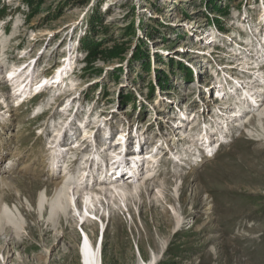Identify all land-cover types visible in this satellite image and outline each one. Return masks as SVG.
<instances>
[{
    "label": "rangeland",
    "instance_id": "rangeland-1",
    "mask_svg": "<svg viewBox=\"0 0 264 264\" xmlns=\"http://www.w3.org/2000/svg\"><path fill=\"white\" fill-rule=\"evenodd\" d=\"M31 1L33 5H28L27 0H0V101L12 104L17 97L8 88L4 70L18 64L32 65L34 60L31 58L35 56L42 65L38 72L52 74L42 84L46 81L48 84L56 76L54 83L61 77L59 84L67 81L69 86H64L59 99L57 94H53L56 100L50 103L46 102L45 94L33 105L24 103L11 110L0 105V145H4V150L1 149L4 156L0 155V164L4 165V169L0 166V202L4 200L0 209V246L8 241L12 244L8 261L4 250L0 251V264H81L80 227L85 228L86 225L76 218L73 223L64 219L61 225L57 221L56 210L52 214L49 204L48 214H43L41 208L48 201L57 206L58 199L52 200L51 197L56 192L54 181L60 179V175L73 178V173H68L67 168L52 174L55 180L48 178L52 158L49 141L57 132L54 130L57 129L56 124L75 114L79 102L75 116L77 120L89 119L90 130L98 126V133L104 116H110L118 131L121 130L118 127L129 125L131 129L145 134L146 140L151 136L149 139L153 143L161 132L159 127L170 126L173 130L172 122L164 121L162 117H165L160 115L163 112L162 104L158 103L160 100L166 102L165 109L169 103L179 105L191 116L195 113L206 116L212 110L214 97L209 96L215 86L214 81L208 80L217 69L213 68L212 57L208 64L211 70L207 66L206 61L210 59L208 50L215 48L216 55L209 54L218 61L223 60L219 66L227 65L229 71L239 73L235 66L245 64L239 61L241 58L236 53L249 49L236 47L229 40L222 42L226 39L224 36H220L222 41L218 39L219 43H214V39L209 47L204 43L203 35L208 34L209 28L223 27L225 35L232 36L234 43H238L236 33L241 30L242 18V14L238 15L239 10H248L249 14L259 19L260 8L257 0H214L222 11L214 8L211 0ZM229 4L226 14L225 7ZM97 8L107 27L100 25V32L92 33L89 18ZM244 18L247 24L250 23L248 16ZM133 26L135 34L128 33V28ZM87 34L94 36L96 43H102L101 49L116 43L124 44V58H98L94 68H88L84 59L86 50L81 48L80 40ZM75 45H79L78 52H72ZM138 48L144 53L141 59L134 57ZM23 53L25 55L22 56ZM64 55L67 60L62 62ZM201 56L207 57L204 62L199 58ZM186 59L190 66L192 64L194 77L200 74L205 80L194 85V92L190 83L194 77L187 73ZM146 61L150 62V72L145 70ZM74 66L75 70L70 74ZM56 67H62L59 75L55 74ZM157 69L160 75L163 70L170 75L161 82L164 78L158 76ZM34 70L31 68V71ZM54 83L51 85L54 86ZM160 83L162 86H159ZM71 86L77 88L67 90ZM74 95L78 99L75 98L70 105L69 97ZM247 98L252 100L253 96L248 95ZM39 105L45 108L43 113L35 115ZM262 105L257 103L254 109ZM95 114L97 121L93 118L92 122L91 117ZM260 129L264 130L262 122L254 118L245 129H235L232 137H228L231 141L226 142L213 157L203 156V161L195 157L180 170L170 161L161 163L160 170L164 173L148 181L141 196H134L132 200L128 198L133 214L135 212L133 227L129 213L124 214L122 210L123 207L127 209L126 201L120 200L116 206V211L120 212L110 222L107 220L108 212H105V226L109 225L105 232L102 263L140 264L142 258L150 260L155 252L160 254L157 264H264V143H261L264 142L261 137L264 133ZM42 130L49 135L41 134ZM182 130H185L184 127ZM172 132L170 138L174 139L176 133ZM187 133L193 134L191 130ZM83 135L84 132L79 138ZM162 141L165 142V139ZM83 143L86 141L83 140ZM182 148L184 150V145ZM60 149L65 153L66 161L78 153L72 149ZM181 155L178 157L181 158ZM65 160L63 166H66ZM171 169L173 171L170 172ZM143 173L147 175L146 170ZM162 182L165 185H161ZM9 183H13L14 188H7ZM160 186L163 190L166 188V198H155ZM161 200H164L163 203ZM172 207L184 217L180 228H175L176 213ZM51 215L56 216L55 222ZM93 222L95 227L89 228L93 229L97 239L102 228L99 221Z\"/></svg>",
    "mask_w": 264,
    "mask_h": 264
},
{
    "label": "bare ground",
    "instance_id": "bare-ground-1",
    "mask_svg": "<svg viewBox=\"0 0 264 264\" xmlns=\"http://www.w3.org/2000/svg\"><path fill=\"white\" fill-rule=\"evenodd\" d=\"M256 44H257V42H253L252 43L253 47ZM212 50L215 51V48L213 47ZM246 52L243 51V53H246ZM262 56L264 58V53H262ZM199 58H201L202 61H205L207 57L201 56ZM238 58H240V56ZM197 60H199V59H197ZM238 64H241V63H239V61H238ZM23 65H26V64H23ZM66 65H67V63H66ZM233 66H235V65H233ZM233 66H229V67L231 68ZM235 67L246 68L247 66L246 65H236ZM61 68L62 67H58L56 69L57 71L55 72V74L60 73ZM238 68L236 70L240 71ZM223 69H225V68H223ZM258 69L261 70V67H258ZM226 70L228 72H234L233 70L229 71L230 69H228V68H226ZM5 72H6L4 75L5 80H7L8 82L10 81V83L12 85V88L10 90L11 94L14 97L17 95L16 100H14L13 103L16 101L20 102V100H22L23 97L29 96V95L33 94V92H36L37 90H40V89H49V92H52V93L54 92L53 94L56 95L57 89H59V91H61V90H63L64 86H69L67 81H66L67 84H65V85H64V82L62 84H59L60 81L62 80L61 77H59V79H57V82L54 83V81L56 80V76L51 81H49L48 84H46V83L48 81L47 78H49V77H44L41 81L43 82L44 79H47V81L44 84H42V82L39 84V80H38L39 77L35 78V75L38 74V76H40V74H39L38 70L37 71L36 70L31 71V63L29 65H27L26 67H23L21 64L15 66V67H11L8 70H6ZM7 73H9L10 76H7ZM253 73H257V72L253 71ZM253 73H251V74H252V76H254V80L252 79L251 85H250L251 80H247L244 82H237L235 85V90L244 89V92H245V93L241 94L242 98L240 99V101L238 103L239 104L238 106L240 109L239 112H241L242 110L250 109L251 108L250 103H254V104L263 103V105L261 107H259V109H256V110L254 109L256 105L254 106L253 111H255L256 114L250 119V121L248 123L245 124V128L247 127V125H249V123H252V120L254 118L260 119V121L262 122V126L264 127V81H263L264 76H262V74L264 75V71H260L259 73H257V75L256 74L253 75ZM260 74H261V76H259ZM62 78H64V77H62ZM261 79H262L263 84H261ZM51 83H54L55 85L52 86ZM73 83L74 82L72 81L71 84H73ZM245 83H247V85L248 86L250 85L251 87L249 88V87L243 86V85H245ZM252 85H254V86H252ZM74 88H77V86H71L67 90H73ZM248 88H249V90L246 92V89H248ZM55 95H54V97H55ZM248 95L253 96L252 100L247 98ZM54 97H53V99H55ZM56 97H57V95H56ZM75 98H77L75 95L72 97H69V100H71V102L69 103L70 105H72V103L75 101ZM67 100H68V98H67ZM0 103L3 104V107L9 106V105H6L7 103L4 100L0 101ZM158 103H161L162 108L165 109V105H166L165 101L160 100V102H158ZM78 104L80 105L79 102H78ZM78 106L76 107V112H77ZM6 109H9V108H6ZM199 111H197V112H199ZM76 112H75V114L72 115V118H74L75 120H77V117L75 116ZM196 115L197 114L195 113L194 117H196ZM95 116H96V114L94 115L93 118H94V120L97 121V119H95L97 117H95ZM69 117H67V119L63 120V123H66L68 121ZM14 118L15 117H13V119ZM201 118H205V116L204 115L201 116V114L198 113L197 118H193L189 124H191V126H193L194 125L193 123H195L197 120H200ZM162 119H164V121H165L167 118L162 117ZM233 120L234 119H232V121ZM103 122H104V124L102 125ZM112 122H113L112 118L104 116V119L102 120V122L100 124L102 125L101 127L103 128L105 125L110 124ZM184 122L185 121L181 122V124L183 126H184ZM84 123L85 122L81 121V124H80L82 126L85 125L84 129L81 130L79 127H77V131L80 129V135L79 136H81L82 132H84L83 137L79 138V141L76 140L77 144H74L71 142L64 143V144L63 143H57L56 146L51 147L52 148L51 154L53 153V155H52L51 164H50V167L48 170V178L51 180H55V179H53L52 174L54 175L56 172H59V170L62 171L63 168H67L68 173L69 172L73 173V178L67 179L66 174H63V175H60V179H56L54 181V186H55L56 192H54L55 195L51 198H52V200L58 199L57 200L58 204L56 203L57 206H54L55 203L53 204V202L50 203L51 201L50 202L48 201L47 203H45V206L43 205L44 208L40 206V203H39V206L43 209V214H46L48 212L49 207L47 206V204H49L50 209H51L50 211L52 212V214L56 210V213L58 214L57 215V217H58L57 221L59 222V224L61 223V225H62V222L64 221V219L68 220L69 223H73V220L75 218L78 220V222H82V224H85L86 229L84 227H82V228H84L85 231L86 232L88 231V232L86 233L84 231L85 238L83 239V241L80 242V245H79L81 264H103L102 263L103 243H104V239H105V232H106L108 225H109V223H108V225L105 226V223H107V221H106V218H107L106 215L107 214L105 212L106 211L108 212L107 220H108V222H110V220L113 219L114 216L118 215L120 212V211L119 212L116 211V206H118L120 200L126 201L127 209H124V207H123L122 210L124 211V214L129 213L130 220H132L131 224H133V225H131V227H133L135 225L134 224L135 223V219H134L135 212L133 214V208L131 207L130 199L133 198L134 196H141V191L143 190V188H145V187L147 188L148 181H150L151 179L158 176L155 173H157V169L160 166L159 162H158L159 161V155L158 154L160 153V151L158 150L159 148H157L155 152H152L153 151V149H152L150 151V153L152 152L150 158H148L147 160H143L142 164L139 163V161L133 160V159L130 161H127L125 164H123L121 161H119V159L121 158V154L118 153L116 150H113L110 154L107 155L106 158L102 154V152L95 151L92 154H90L89 156L84 158V160L92 159V162L89 163V160H87L86 162H82L83 164L85 163L86 165L82 166V167H81V165H80V167L78 166V168H77L78 170L76 169V173H75L77 175V177L76 176L74 177V172H75L74 169L76 167L74 161H75L76 154L73 158L70 157L66 161L65 155H64L65 153H63L60 148L63 147V149H68V150L72 149V151H74V152L78 151L77 157H79L85 151H88L89 147L92 144L91 134H92L93 129L90 130V128H88V124L87 123L84 124ZM60 125H61V123L56 124L57 129H54V130H56L57 132L54 135V137L55 136L59 137L62 134V127H58ZM164 125H167V124L164 123ZM174 125H175V123H174ZM68 126H69V128H67ZM68 126L65 128V135H66L67 130L72 127L71 123ZM125 127L126 128L128 127L131 130V127L129 125H126ZM100 128H99L98 133L96 131V135H103L104 132L102 133ZM71 129H73V127ZM172 129L175 130V126ZM178 129H179V127H178ZM173 130H171V127L170 128L168 127L167 135L163 132H160L161 134L160 133H159L160 135L158 134L157 140L153 143L160 141L159 144L161 145V140L164 138V139H166L168 146L174 145L175 143H178L181 145L182 144L181 142H183V144H186L187 142L184 140L187 139V136L185 134L181 136L179 133H176L174 136V139L171 141L172 138H170V136H171V134H173V132H172ZM263 131H261V129H260L261 133H264ZM121 132H124V131L121 130L119 133H121ZM154 132H156V129ZM178 132H181V129ZM43 133H45V131H42L41 134H43ZM119 133H117L116 136ZM137 133H138V131H137ZM154 134H156V133H154ZM85 136H86V138H85ZM116 136L114 138H116ZM138 136L140 139L146 140L145 134L143 136L138 134ZM261 137L264 138V136H261ZM204 138H207L206 142L203 141V142H201V144L205 147H208V149L212 150V145L211 144L209 145L208 134L206 136H204L202 138V140H204ZM255 138L258 140L262 139V138L259 139L257 137H255ZM83 140L86 141L85 144L83 143ZM148 141L151 142V140H148ZM52 142H54V140H52ZM162 143H163V141H162ZM261 143H264V142L262 141ZM194 144H199V142L194 143ZM92 146H93V144H92ZM151 146H153V145H151ZM191 148H192L191 145H189L187 147L188 151L190 150L189 151L190 153H192V151H194V150H191ZM1 149L4 150L3 144L0 145V155L3 157L4 153H3V151H1ZM192 149H195V148H192ZM181 154H182L181 158H184L185 155L183 156V153H181ZM187 154H189V153H187ZM175 155H177V154H175ZM110 156L112 157L111 159H115V161L112 163L111 168L112 169L115 168V164H117L116 165L117 167L115 168V170L120 168V172H126L125 174H127L128 177L127 178L123 177L122 179L115 180L114 183L111 185L108 182L99 183V179L98 178L96 179L95 173H97L98 176H100V175L103 176V174H105L106 180L110 179V177L108 176V173L103 172L99 168L101 164H105L107 171L111 169L109 167ZM178 156H175V158L180 159V157H178ZM213 156H214V153L210 157H213ZM132 158H134V157H132ZM137 158H139V155L137 156ZM203 159H202V161H203ZM64 160L66 162L65 163L66 166H63ZM0 166L2 169H4L3 163L0 164ZM145 170L147 172V175H146V173L145 174L143 173V171L145 172ZM77 171H78V173H77ZM58 176H59V173H58ZM146 176L148 178H145ZM93 180H95V183L93 182V184L91 186L90 183ZM162 183L163 184H161V185H165L164 182H162ZM13 186H14L13 183L7 184V188H9V189L14 188ZM165 189L163 190L162 187L160 186V188H158L156 191L157 197L155 196V198H160V197L166 198ZM47 190H48V185H47ZM178 190H180V187L177 188V191ZM128 198H130V199H128ZM168 200H171V199H168ZM3 201L4 200L2 199V202H0V209L1 210H2V206H3V204L1 205V203H3ZM163 201L164 200H161L162 203H163ZM121 206H122V204H121ZM62 209H66V210L64 211ZM172 209L176 213V215H175V222H176L175 228H180L182 226V224L184 223V217H183V215L180 214L179 211H177V209H175L173 207H172ZM62 211H64V212H62ZM51 216H52L51 218L53 219V221L56 220L55 219L56 216L55 217H53V215H51ZM93 220L99 221L101 224L100 226L102 228V229H100L102 232L101 237H100V233H99V236L97 239H95V237H94L95 234H94L93 229L89 228V226H91V228L95 227V223L93 222ZM58 226H60V225H58ZM104 226L106 228H104ZM14 231L18 234V232L16 230H14ZM53 249H55V245L53 246ZM2 250H4L5 255L7 257L6 260L8 261L9 257L11 256V251H12L11 242L8 241V242L2 244V246H0V251H2ZM159 256H160V254L158 255L155 252H153L150 260H145L144 258H142L140 264H157V262L160 258Z\"/></svg>",
    "mask_w": 264,
    "mask_h": 264
},
{
    "label": "trees",
    "instance_id": "trees-1",
    "mask_svg": "<svg viewBox=\"0 0 264 264\" xmlns=\"http://www.w3.org/2000/svg\"><path fill=\"white\" fill-rule=\"evenodd\" d=\"M27 2H28V5H30V4L33 5L31 0H27ZM210 3H213L214 8H217L218 11H222L220 5L218 3H216V1L211 0ZM228 7L229 6L225 7V11L224 12L226 14H228L227 13L228 12ZM98 13H100L99 8H97L96 12L94 13V15H92L89 18L90 31L92 33H96V31L100 32V30L102 29V26H100V25H104L102 15H99ZM105 27H107V26L104 25L103 28H105ZM128 31H129L128 33H130V34H132V33L135 34L134 26L128 28ZM148 33L149 34H156V33H151V32H148ZM81 43H82V47L81 48L87 51V55L85 57V60H86V65L89 66L88 68H94V66H95L94 63H95V61L98 58H103L104 60H106V59L107 60H111L113 58H119V57L121 59L124 58L122 56L123 53L125 52V49H126L125 46H123L124 44L116 43L112 47H108L107 49H101L102 43H99V42L96 43L95 39H94V36L89 35V34H87L83 38H81ZM140 46L142 47V44ZM140 48L137 49V51H136V53L134 55V57L137 58V59H141V58L144 57V53H143V51ZM147 57H149V56L146 53L145 54V58H147ZM186 68H187L188 73L190 74L191 70L188 67H186ZM145 70L147 72H150V70H151L150 62H147V65H145ZM156 72H157L158 76H160V78H162V75H160V73H158V69L156 70ZM126 98H129V96H126Z\"/></svg>",
    "mask_w": 264,
    "mask_h": 264
}]
</instances>
